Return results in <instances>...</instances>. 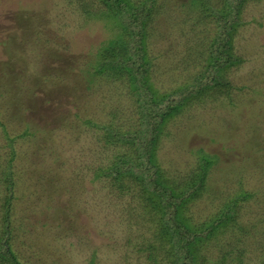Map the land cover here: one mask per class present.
Segmentation results:
<instances>
[{"label":"rangeland","instance_id":"374dc122","mask_svg":"<svg viewBox=\"0 0 264 264\" xmlns=\"http://www.w3.org/2000/svg\"><path fill=\"white\" fill-rule=\"evenodd\" d=\"M85 1L93 17L77 0H0V123L15 138L9 144L0 124V264H170L171 243L145 198L94 177L116 152L105 146L102 125L139 130L141 112L126 75L96 72L99 57L125 52L107 50L120 20L106 15L103 0ZM157 2L145 44L148 76L160 92L192 90L204 63L198 50L218 35L209 9L223 0H209L203 17L191 0ZM240 14L228 51L243 62L222 71L223 85L159 117L149 146L173 185L204 156L213 162L207 190H214L186 204L192 223L212 220L239 191L250 194L232 225L201 241V264H264V0H244ZM142 135L144 143L153 137ZM7 163L12 191L2 179Z\"/></svg>","mask_w":264,"mask_h":264},{"label":"trees","instance_id":"16d2710c","mask_svg":"<svg viewBox=\"0 0 264 264\" xmlns=\"http://www.w3.org/2000/svg\"><path fill=\"white\" fill-rule=\"evenodd\" d=\"M77 1L82 4L85 15L94 16L88 10L89 3L85 0ZM191 1L190 10L199 11L201 17L205 16L204 11L211 7L208 4L209 0ZM103 2L107 6L104 11H108L107 14H103L112 18L115 15L120 20V29L111 38L109 46L112 47L107 50L120 46L125 48V52L119 53L118 59L107 60L104 56L99 57L96 72H106L114 80H120L124 75L128 77L131 91L138 102L141 119L139 130L121 131L117 127L102 125L105 130L103 141L105 146L113 147L116 152L113 161L109 165L101 167L94 177L98 179L100 176H107L110 179V184L121 192L135 189L134 197L145 198L147 201L145 208L152 213L156 221L158 220L156 224L159 225L161 234H165L171 243V249L168 252L170 264H201L202 256L198 253L201 241L216 234L219 227L227 228L228 223L232 225L239 201L246 200L250 194L239 191L227 203L223 204L221 210L212 220L204 223H192L187 216H184V212L187 210L186 204L191 199L201 197L206 191L214 190V187L207 190L209 168L213 162L204 156L199 169H193L188 173L185 181L173 185L169 183V179L163 175L156 164L152 163L149 146L156 140V132L161 120L178 111L187 98L196 94L200 95L210 86L214 87L220 83L223 85L222 71L230 65L243 62L238 56H232L228 50L231 48L233 31L240 19L244 0H223L222 7L209 9L216 15L218 35L214 37L212 43H206L198 50L197 57L201 56L204 63L201 71L196 73L192 79V85H194L192 90L191 87H188L190 85L180 84L174 90L165 92L157 91L151 82L147 73L150 59L145 54V44L151 37L148 26L152 22V15L157 10V0H141L138 3L132 0H103ZM86 121L88 124L94 125L91 120ZM2 127L9 144H12V141L15 140L14 135H8L3 124ZM23 133L27 134V131L24 130ZM143 133L145 135L149 133L153 137L144 143L143 140L145 141L146 136L142 135ZM123 148L122 151L118 150ZM9 166L7 163V168L2 171L4 173L2 179H7V185L12 191V187H14L13 171ZM10 200V196L5 200L6 217L9 216L7 204H10ZM261 220H264V217ZM243 230L239 232L233 243H241L240 238ZM203 231L206 233L204 236L200 234L204 233ZM259 240L264 242V237L259 236ZM8 248L9 255L14 259V254L10 251L9 246ZM233 249L234 247L226 249L224 254L231 253ZM12 262L17 264L18 261L14 259Z\"/></svg>","mask_w":264,"mask_h":264}]
</instances>
